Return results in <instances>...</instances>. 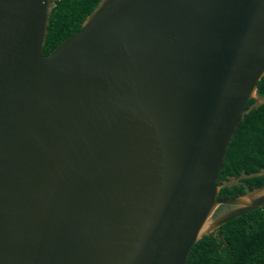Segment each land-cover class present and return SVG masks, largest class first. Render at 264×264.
I'll list each match as a JSON object with an SVG mask.
<instances>
[{
    "label": "water",
    "instance_id": "95a60500",
    "mask_svg": "<svg viewBox=\"0 0 264 264\" xmlns=\"http://www.w3.org/2000/svg\"><path fill=\"white\" fill-rule=\"evenodd\" d=\"M54 2L0 0V264H186L264 206L218 197L264 174L219 184L264 104V0H100L43 55Z\"/></svg>",
    "mask_w": 264,
    "mask_h": 264
},
{
    "label": "trees",
    "instance_id": "16d2710c",
    "mask_svg": "<svg viewBox=\"0 0 264 264\" xmlns=\"http://www.w3.org/2000/svg\"><path fill=\"white\" fill-rule=\"evenodd\" d=\"M100 0H55L43 55L49 54L77 32ZM264 98V76L257 83ZM245 106V115L232 136L219 174V184L264 171V104ZM264 185V174L243 178L221 188L220 199L236 198ZM221 207L217 214L223 211ZM186 264H264V206L230 220L190 250Z\"/></svg>",
    "mask_w": 264,
    "mask_h": 264
}]
</instances>
